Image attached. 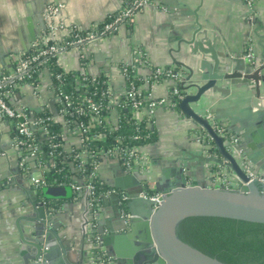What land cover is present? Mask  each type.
Masks as SVG:
<instances>
[{"label":"crops","instance_id":"crops-1","mask_svg":"<svg viewBox=\"0 0 264 264\" xmlns=\"http://www.w3.org/2000/svg\"><path fill=\"white\" fill-rule=\"evenodd\" d=\"M122 3L123 0H0V74L46 38L61 40L71 28L86 32L97 28L114 15ZM197 24L208 32L209 38L213 35L217 38L215 49L222 55L241 58L246 63L252 58L262 65L259 62L264 61V0H254L251 5L246 0H155L153 5L136 11L132 22L122 25L113 36L86 45L82 54L84 60L72 50L57 56L56 64L67 73L83 72L88 77L105 78L115 100L121 99L126 90L120 67L131 61L133 48L146 53L151 68L173 69L184 82L188 76L186 66L194 68L196 65L195 57L190 56L187 45L181 40L188 39ZM149 73V69L137 68L134 72L137 85L152 100L168 98L174 82L148 85L145 79ZM261 75L260 91L264 95V70ZM195 79L194 75L190 81ZM39 83L38 93L32 87L22 86L8 102L33 115L46 111L59 122L54 95L50 92L52 79L47 71L43 72ZM216 86L225 92H207L191 105L192 109L204 118L210 116L225 124L237 138V148L243 155H250V159H245L264 176V127L258 111L262 104H253L254 93L247 85L217 82ZM193 91L190 89L187 93ZM147 114L144 111L142 117L152 132V139L139 149L147 160L144 170L130 172L117 159L103 155L93 161L98 180L115 190L120 200L124 192L115 187L116 179L124 178L130 192L147 187L154 195L155 183L163 172L185 165L191 154L200 153L204 147L199 140L203 132L180 111L157 107L149 123L145 122ZM119 118V109L114 106L109 120L116 125ZM13 137L14 129L0 115V264H22L19 253L24 245L20 243L19 231L28 237L29 223L25 217L34 215L32 203L42 201L30 179V173L35 171L34 162L25 158L23 163L24 156L15 148ZM62 151L71 161L76 155L83 162L92 158L75 135L64 136ZM204 154L209 156L207 151ZM217 170L212 165H205L200 172L193 169L192 180L198 176L206 186H217ZM174 181L172 174L168 176V184ZM114 194L102 196L94 210L88 206L84 193L59 201L56 209L47 203L70 263L103 264L106 258L109 259L107 264H112V249L105 247L100 237H108L109 229L123 232ZM98 227L101 236L96 232ZM115 246L127 254L133 242L122 239L116 241Z\"/></svg>","mask_w":264,"mask_h":264},{"label":"water","instance_id":"water-1","mask_svg":"<svg viewBox=\"0 0 264 264\" xmlns=\"http://www.w3.org/2000/svg\"><path fill=\"white\" fill-rule=\"evenodd\" d=\"M216 41L214 35L209 38L208 32L198 24L188 39L181 40L187 45L190 56L195 57L196 66H186L188 76L183 84L188 83L186 92L190 89L194 91L179 101L178 108L182 115L201 129L203 135L199 140L204 147L200 153L191 154L185 165L174 167L173 172H163L153 189L154 195H159V203L150 199L151 189L146 187L145 190L140 188L138 192H130L124 178L116 179L115 187L122 190L125 197L121 201L117 194L113 195L119 204L118 216L123 232L116 233L109 229L108 237H100L103 245L112 249V264H224L182 242L176 233L178 224L190 217H219L264 224L261 185L251 180L237 158L226 149L223 138L214 131L207 119L191 107L209 91L224 93L223 89L216 86L217 82L232 86L247 85L254 93L253 104H262L258 111L260 123L264 127V95L260 91L264 61H260L262 65H259L252 58L246 63L241 58L224 56L216 51ZM194 75L195 81H190ZM210 141L217 155L210 153ZM206 151L209 156L204 154ZM244 157L251 158L250 155ZM205 165L217 167V172L229 173L236 178L239 189L206 186L198 176L192 180V170L200 172ZM252 172L259 176L256 169L253 168ZM171 174L175 181L168 184L167 179ZM40 196L41 202L32 203L34 215L25 217L29 223L28 237L19 231L20 243L24 245L19 253L22 264H72L46 206L48 202L71 200L73 190L68 185L48 186L41 189ZM96 232L101 236L99 227ZM122 239L133 242V248L127 254L115 246L116 241Z\"/></svg>","mask_w":264,"mask_h":264},{"label":"built area","instance_id":"built-area-1","mask_svg":"<svg viewBox=\"0 0 264 264\" xmlns=\"http://www.w3.org/2000/svg\"><path fill=\"white\" fill-rule=\"evenodd\" d=\"M154 1L155 0H123L122 6L114 14V18L110 22L105 23L99 32H89L85 33V35L75 34L73 37L74 39L67 42L66 44V47L69 48L59 47L58 45L62 43L64 38L69 37L71 33L81 32L80 29H69L67 35L61 40H56L53 37L44 39L42 42L44 47L42 49H39L30 57L21 58L20 56L15 61V69H10L8 76L0 79V115L3 116L14 129L13 144L15 148L18 149L24 156L23 163L25 162V158L34 162L35 171L30 173V179L35 189H37L39 192L42 188L48 187V185L44 179L45 163L40 157V150L35 142V132L44 131V134H47L48 131L44 126L45 122L60 124L63 128L62 139L67 134L79 137L81 144L85 147L86 151L92 155V158H95L98 155L115 158L125 169L130 172H140L146 168L147 160L140 154L139 150L141 145L125 143L122 136H116L114 143L108 146L106 149L89 151L88 148H86L88 142L101 138L100 134H97V131L107 130L109 132H113L116 128L118 123L113 125L109 120L110 106H112V108L114 106L117 108L128 107L131 111L130 119L134 125L137 126L136 130L139 132L138 126L141 123H144L142 117L144 111L148 113L146 115L147 119L145 122L149 123L151 120V115L157 107L163 106L172 109L187 94L186 90H181L177 87L178 85L185 87L179 73L169 68H151L146 53L141 49L133 48L131 51V61L128 64H124L120 67V74L126 82V90L123 97L119 100H115L110 86L107 83V88L103 92H94L91 95H86L81 98L79 103H74L70 95L57 92L51 83L50 92H52L54 95L57 106L56 117L60 119L59 122L56 121L55 117H53L51 114H49L46 119L38 118L24 109H18L14 107L8 102V100L14 91L22 86L32 87L35 93H38L40 88L39 82L42 75L39 77L37 82H27L25 84L21 83L24 76L28 74L29 68L32 65L36 64L38 66L44 67L50 57H57L72 50L77 51L80 54L81 59L84 60V56L82 54L83 48L86 45L93 42H100L113 36L117 33L118 29L122 25H127L132 22L134 13L136 11L142 9L143 7L153 5ZM246 1L249 5H251L254 0ZM139 67L149 69L150 73L145 79V83L148 85L152 86L168 80H172L174 82V86L172 87L168 98L156 101L152 100L148 96V93L144 92L136 84L137 78L134 72ZM44 71L47 70L45 69ZM130 73H132L131 77L129 75ZM77 79L82 82H90L93 84L96 78L88 77L85 73L79 72L77 74ZM7 82L9 83L8 85H6ZM104 98H106L107 101L104 102ZM172 98H174L175 101H172ZM73 116H76L81 120L74 127L70 128L67 117ZM205 119L208 120L214 131L221 138H223L226 149L237 158L240 167L249 174L251 180H255L261 185V193L264 194V176L253 175V167L245 159L243 153L237 148V138L232 134L228 135L226 133L225 130L227 126L225 124L214 121V119L210 116H207ZM141 139L142 138L140 134H135L132 136L130 141L138 142ZM51 147L56 148L57 145L51 144ZM73 162H77L79 170L82 172L85 171L84 166L86 162L81 161L79 155L74 157ZM90 166H92V170L89 175L90 182L85 185L71 184L68 186L72 188L74 197L77 194L84 193L88 201V206L94 210L96 209L98 202L95 197L94 188L91 181L97 178V176L95 174L94 162ZM216 173H218L217 178L219 180V185L214 186L215 188L229 190L239 189V184L237 183L236 178L231 176L229 173ZM114 193L115 190L109 189L105 191L102 196ZM149 197L151 200L159 203V195H151ZM124 199L125 197L122 195L121 201H124ZM103 260V264H107L109 261V259L106 258Z\"/></svg>","mask_w":264,"mask_h":264},{"label":"trees","instance_id":"trees-1","mask_svg":"<svg viewBox=\"0 0 264 264\" xmlns=\"http://www.w3.org/2000/svg\"><path fill=\"white\" fill-rule=\"evenodd\" d=\"M114 15L91 31L73 32L67 38H64L59 47H66L67 42L73 40L74 35H85L89 32H99L105 23L110 22ZM44 46L42 43L36 45L32 50L21 55V58L30 57ZM16 62H14L9 69L3 70L0 74V79L8 76L10 69H15ZM45 67V68H44ZM38 66L36 64L29 68V72L24 76L22 84L27 82L38 81L39 77L46 69L52 78V86L57 92L68 94L72 97L74 103H79L82 97L91 95L94 92L101 93L107 88V80L103 77H97L93 84L90 82H82L77 79L78 72H65L56 64V57H50L45 66ZM130 77L132 73L129 74ZM133 80V79H132ZM9 83L7 82L6 85ZM137 84V83H136ZM181 90L186 88L178 85ZM107 101L106 98L103 99ZM174 98H172V101ZM175 101V100H174ZM110 110L112 106L109 107ZM120 118L118 124L113 132L107 130H99L101 138L90 141L86 145L88 150L106 149L114 143L116 136H122L124 142L128 144L144 145L152 139V132L149 128L141 123L137 126L130 119L131 111L128 107L118 108ZM172 110L179 111L178 104ZM29 112L28 110H26ZM38 118L46 119L49 114L46 111L34 114ZM70 128L74 127L81 119L76 116L67 117ZM45 128L48 131L35 132V142L40 150V157L45 163L44 179L48 186H65L71 184L85 185L90 182V166L94 158L89 159L85 164V171L78 169L77 162H73L63 154L62 151V134L63 128L60 124L53 122H45ZM226 133L230 135L228 127ZM135 134L141 135V140L138 142H131L132 136ZM51 144H56L57 147H51ZM210 153L217 155V150L214 148L213 142H209ZM97 202L100 201V196L108 187L103 185L98 178L91 181ZM78 196V194H77ZM76 197V196H75ZM59 201L48 202L52 209H56ZM178 238L185 244L190 245L201 253L214 258L224 264H264V224L250 223L245 221L219 218V217H190L182 220L176 229Z\"/></svg>","mask_w":264,"mask_h":264},{"label":"bare ground","instance_id":"bare-ground-1","mask_svg":"<svg viewBox=\"0 0 264 264\" xmlns=\"http://www.w3.org/2000/svg\"><path fill=\"white\" fill-rule=\"evenodd\" d=\"M51 186V185H50Z\"/></svg>","mask_w":264,"mask_h":264}]
</instances>
